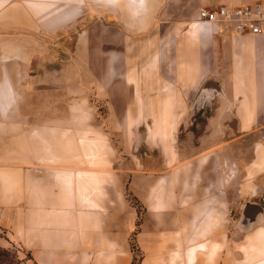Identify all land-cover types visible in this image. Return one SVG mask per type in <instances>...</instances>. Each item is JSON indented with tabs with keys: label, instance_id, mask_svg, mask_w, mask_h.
Masks as SVG:
<instances>
[{
	"label": "rangeland",
	"instance_id": "obj_1",
	"mask_svg": "<svg viewBox=\"0 0 264 264\" xmlns=\"http://www.w3.org/2000/svg\"><path fill=\"white\" fill-rule=\"evenodd\" d=\"M10 1L16 3L0 19L2 31L15 25L23 29L42 27L50 30L38 33L39 46L31 41V46L37 49L30 58L35 61V67L38 60L50 59L54 60L55 66L69 65L72 61L74 68L79 62L84 64L85 68L79 70V74L74 69L68 71L67 67L64 74L59 72L55 76L68 77L67 87L58 86V81L47 87L37 85L36 91L40 92L35 102L38 104L32 106H41V92L50 95L54 92L52 96L55 98L51 100L53 109L84 110L86 116L80 118L86 121L85 135L90 147L86 155H92L93 144L97 143L96 149L101 155H108L110 166L123 175L121 190L124 200H118V222L125 224L126 228L133 225L128 243L130 263L134 260L138 264L143 254L141 247H149V253L146 251L145 254L150 264H177L175 259L179 253L185 255L182 264H189L194 246L199 244L205 249V242L212 238L215 244L220 243V251L222 249L219 264H237L236 259H243L244 243L248 242L249 232L254 228H258L260 233L253 234V242L264 246V232H261L264 226V167L256 178L244 168L245 162H249L253 155L252 143L260 139L263 127L242 135L236 130L222 132L217 134V138L209 139H229L231 142L224 159L209 158L202 167L208 174L204 173L199 181L195 180L191 168L195 161H188L197 149L206 145L208 135H215L205 131L206 116L212 108L219 107L220 110L226 104L218 97L207 101L200 97L203 82L209 79L217 86L221 82L223 91L219 85L220 95L233 98L238 93L237 76L240 74L235 65L234 44L227 46L219 34L223 26L210 23V32L218 35V40L212 48L201 49L191 47L190 23L200 7H215L219 3H229V0H218L214 4L207 0L201 5L196 0H162L160 4L156 3L157 0ZM246 2L248 0L230 3L241 5ZM163 41L167 43L165 49ZM261 46L262 43H253L252 47L260 50ZM185 47L190 50V55L181 53ZM198 53L203 55V63ZM158 64L166 68L160 66L159 69ZM259 65L260 62L255 71L262 77L264 69ZM163 72L167 75L164 76ZM232 73L235 78L228 77ZM159 77L170 81L163 90ZM63 88L69 91L67 100L56 99ZM252 89V82H248L242 94H250ZM165 94L166 98L162 100ZM185 109L192 112L190 117L183 122V113L179 118H170L172 125L165 128V111L181 113ZM226 122L233 127L237 118L232 117ZM74 125L77 121H72L70 128L75 129ZM73 149L71 158L78 156L77 148ZM73 162L72 159L68 168L76 171L77 165ZM214 167L222 172L223 181L220 183L209 178ZM165 178L183 179L181 203L165 202L168 197H162L163 189L159 187ZM208 188L224 190L217 204L220 225L194 231L187 219L192 217L196 208L193 203L205 197L196 198L190 190ZM248 201L260 203L263 214L255 223L240 225L241 208ZM131 241L138 249H134ZM0 242V264H23L29 256L19 244L9 239L1 226ZM162 242L167 245L162 247ZM200 263L204 264L205 259L201 258Z\"/></svg>",
	"mask_w": 264,
	"mask_h": 264
},
{
	"label": "crops",
	"instance_id": "obj_2",
	"mask_svg": "<svg viewBox=\"0 0 264 264\" xmlns=\"http://www.w3.org/2000/svg\"><path fill=\"white\" fill-rule=\"evenodd\" d=\"M161 1L157 0L156 3L160 4ZM206 1L196 0L200 5ZM217 1L210 0V3ZM237 1L240 0H229V3L219 5H239L230 3ZM255 1L264 4V1L260 0H248L241 4H251ZM15 3L16 1L0 0V9L3 6L0 19ZM192 18L194 21H191L189 27L191 47L212 48L218 40V35L210 32L211 24L197 21L196 13ZM147 19L150 20L149 17ZM212 25L217 26L216 23ZM41 31L48 33L50 30L42 27L23 29L15 25L2 31L0 27V226L6 230L12 242L28 252L29 256L23 264H130L131 250L128 243L133 225L126 228L125 224L118 222V200H124L121 190L123 175L110 166L111 158L108 155H101L100 150L96 149L97 143L93 144L95 152L93 150L91 156L86 155L90 147L87 146L85 135L86 121L80 118L86 116L84 110L80 112L73 108L53 109L51 100L55 98L52 96L54 92L51 95L41 92V106H32L38 101L35 99L39 98L37 85L44 84L47 87L58 81V86L67 87L68 77L63 79L55 76H58L59 72L64 74L67 67L68 71L77 70L76 74L85 68L82 62L74 68L73 61L69 64L70 67L68 63L55 66L53 59L38 60L35 67V61L30 58L37 49L31 46V41L34 42L33 45L39 46L41 41L38 33ZM219 34L227 46L232 43L235 46V65L240 73L237 76L239 88L233 98H223L220 94L214 96L224 100L226 104L220 109L222 111L215 107L206 116L205 131L215 135H208L206 145L197 149L188 160L195 161V166L191 168L197 181L202 179L205 173L202 167L210 157L221 161L227 153L231 140L211 141L218 137V133L236 130L242 135L257 127L264 129V122H261L264 119V76L260 77L257 70L255 71L258 62L264 69V35L238 33L227 27H223ZM253 43H262L263 48L258 50L252 47ZM166 44H163L164 49ZM181 53L184 56L191 54L187 47L183 48ZM198 56L203 63V55L198 53ZM160 66L158 64L157 68L161 69ZM31 67H35L34 70H31ZM163 75L166 76L167 73L163 72ZM228 77L235 78L233 73ZM158 82L164 85L161 90L170 84L169 79L164 77H159ZM248 82H252L253 91L250 94H242ZM218 86L222 89L221 82ZM67 95L69 91L65 88L56 99L67 100ZM164 98L166 94L162 100ZM188 111L190 110L185 109L181 113H176L175 110L165 111V128L168 129L172 125L170 118H179L183 113V122L185 118L190 117L192 112ZM55 117L60 119L56 120ZM232 117L237 118L233 127L226 122ZM72 121H77L75 129L70 128ZM73 147L77 148L78 156L71 158ZM252 154L249 162H245L244 168L256 178L261 175L264 167V130L261 131L260 139L252 143ZM72 159L77 165L76 171L68 168ZM211 172V180L219 183L223 181L219 168L214 167ZM160 184L159 187L163 189L162 197H168L166 203H181V197L184 196L181 190L183 179L176 181L165 178ZM223 192L221 188L190 190V194L196 198L205 197L193 203L196 206L194 216L187 219L190 228L199 231L220 225L217 220L220 215L217 204L219 197L224 195ZM261 229V232H264V226ZM249 233L251 236H248V242L243 246V259H236L237 264H264V246L253 242V234H259L260 230L254 228ZM160 245L165 247L167 243L162 242ZM204 246L205 249L199 244L194 246L189 264H198L201 258L205 259L204 264H219V252L222 251L220 243L215 244L212 238H208ZM141 250L143 254L138 264H148L145 253H149V247H141ZM176 256L177 264H182L185 255L179 253Z\"/></svg>",
	"mask_w": 264,
	"mask_h": 264
},
{
	"label": "built area",
	"instance_id": "obj_3",
	"mask_svg": "<svg viewBox=\"0 0 264 264\" xmlns=\"http://www.w3.org/2000/svg\"><path fill=\"white\" fill-rule=\"evenodd\" d=\"M196 20L216 23L238 33L264 35V4L255 1L251 4L200 7Z\"/></svg>",
	"mask_w": 264,
	"mask_h": 264
},
{
	"label": "water",
	"instance_id": "obj_4",
	"mask_svg": "<svg viewBox=\"0 0 264 264\" xmlns=\"http://www.w3.org/2000/svg\"><path fill=\"white\" fill-rule=\"evenodd\" d=\"M219 88L212 80H205L199 90L200 97L202 96L205 101L219 95ZM263 214V207L260 203L248 201L242 205L240 212V225H247L255 223L256 220Z\"/></svg>",
	"mask_w": 264,
	"mask_h": 264
},
{
	"label": "trees",
	"instance_id": "obj_5",
	"mask_svg": "<svg viewBox=\"0 0 264 264\" xmlns=\"http://www.w3.org/2000/svg\"><path fill=\"white\" fill-rule=\"evenodd\" d=\"M137 224H138V221H137ZM135 229H136V228H135ZM133 232H134V231H133ZM131 242L133 243V244L131 243V245L134 247V249H138V248H136V247H135V244H134V242H133V241H131ZM3 251H4V252H7V250H6V249H3ZM134 257H135V256H133V258H134ZM130 264H136V263H135V261H134V260H132V262H131Z\"/></svg>",
	"mask_w": 264,
	"mask_h": 264
}]
</instances>
